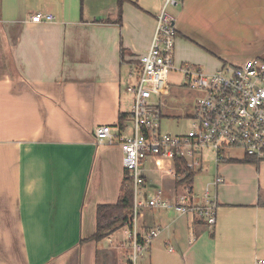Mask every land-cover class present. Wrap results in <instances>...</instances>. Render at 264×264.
<instances>
[{"label": "crops", "instance_id": "obj_1", "mask_svg": "<svg viewBox=\"0 0 264 264\" xmlns=\"http://www.w3.org/2000/svg\"><path fill=\"white\" fill-rule=\"evenodd\" d=\"M163 5L0 0V264H125L122 227L100 242L90 239L98 206L117 203L127 175L121 146L97 144L95 130L109 125L116 140L133 133V95L126 87L139 80L140 57ZM170 11L177 66L215 72L264 59V0H183ZM37 13L54 21L33 22ZM167 117L180 116L165 105L161 128ZM205 158L192 192L200 205L217 203V225L171 209H144L140 231L161 234L141 264H263L264 159L238 149L222 160L213 151ZM142 174L144 202L160 189L169 199L184 189L153 158ZM218 177L223 182L205 196ZM99 252L109 256L106 262H99Z\"/></svg>", "mask_w": 264, "mask_h": 264}, {"label": "built area", "instance_id": "obj_2", "mask_svg": "<svg viewBox=\"0 0 264 264\" xmlns=\"http://www.w3.org/2000/svg\"><path fill=\"white\" fill-rule=\"evenodd\" d=\"M183 0H164L156 17V28L149 50L140 57L141 72L136 85L126 90L133 95L131 118L133 133L127 137L116 136L109 125L95 130L97 144L118 143L123 151V165L133 190V206L127 222L122 226L126 236L128 258L125 264H141L149 252L153 240L161 229L141 232L140 218L144 209H171L180 215H191L215 227L218 206L208 200L205 205L195 202L192 189L183 183L176 172L175 159H182L189 172L202 167L203 151H213L218 160L225 158L230 149L243 151L256 160L264 159V59H248L240 66L225 65L215 72H206L200 66L175 63L178 31L170 9L180 6ZM33 22L54 21L52 14L37 13ZM181 75V86L197 95L192 128L183 135L162 133L163 98L170 95V76ZM145 91L156 95L159 101L149 100ZM153 158L158 170L166 172L177 182L184 184L183 191L174 199L165 197L162 189L145 202L141 199L145 179L142 165ZM223 182L216 178L205 188V196L211 186ZM264 264V262H262Z\"/></svg>", "mask_w": 264, "mask_h": 264}, {"label": "trees", "instance_id": "obj_3", "mask_svg": "<svg viewBox=\"0 0 264 264\" xmlns=\"http://www.w3.org/2000/svg\"><path fill=\"white\" fill-rule=\"evenodd\" d=\"M119 2L122 3L123 0H119ZM120 124H123L122 117L120 118ZM175 166L177 174L183 177L182 182L186 183L192 189L196 172L187 171L185 162L182 159L176 158ZM132 206L133 190L131 187L130 178L127 173L123 182L121 196L119 197L117 203L98 206L97 229L95 234L90 239L96 242H100L109 234L122 227L129 218ZM108 258L109 256L106 254V252H99L97 259L99 260V262H101L100 260L106 262Z\"/></svg>", "mask_w": 264, "mask_h": 264}, {"label": "rangeland", "instance_id": "obj_4", "mask_svg": "<svg viewBox=\"0 0 264 264\" xmlns=\"http://www.w3.org/2000/svg\"><path fill=\"white\" fill-rule=\"evenodd\" d=\"M201 67V66H200ZM207 72V68H204ZM215 70V69H214ZM212 72V71H211ZM183 79L178 74H171L170 82L172 84L180 83ZM145 94L149 100H153L157 98L156 95L150 93L149 91H145ZM194 96L197 98V95L191 92L187 88H179L177 86H171L170 95L164 98L165 105L168 111H172L175 116H180L178 119L176 117H172L171 119L167 117L162 121V133H172L175 134L176 132H188L192 127V119L191 113H193V99ZM174 116V115H173ZM190 116V117H187ZM174 122H178V126H175ZM212 152L211 150L205 149L203 151V161L205 156L207 157L209 153ZM201 175L196 177V184L197 189L196 192L201 190V181L199 182ZM143 191V190H142ZM121 228V227H120Z\"/></svg>", "mask_w": 264, "mask_h": 264}]
</instances>
